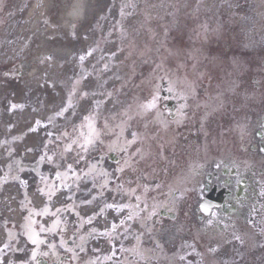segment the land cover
<instances>
[{"label":"flooded vegetation","instance_id":"af4514ba","mask_svg":"<svg viewBox=\"0 0 264 264\" xmlns=\"http://www.w3.org/2000/svg\"><path fill=\"white\" fill-rule=\"evenodd\" d=\"M7 63L0 60L1 86L12 72ZM253 73L264 76V69L218 59L212 67L189 58L173 61L164 71L170 84L166 92L158 93L153 71L143 78L130 76L133 82L115 88L118 98L111 113L106 77L101 88L95 84L100 103L90 101L82 114L72 103L69 121L57 125L40 123V108H32L28 99H0V124L6 117L21 119L5 134L0 130V264H125L124 249L133 251L130 263L137 264L134 252H150L156 243L141 244L139 234L133 240L136 230L148 218L151 225L160 219L171 225L172 213L180 220L176 227L152 228H172L203 240L219 230L220 246L210 244V252L227 259L215 264H264V254L256 253L264 248V206L249 213L251 225L243 229L248 215L229 213L247 201L252 186L264 203L263 104L243 97L239 114L219 115L233 81L240 76L246 81ZM154 96L156 106L144 111L140 105ZM93 129L99 139L87 153L75 145L65 152L73 139ZM132 133L135 142L125 145ZM31 136L36 141L29 144ZM79 155L84 159L77 163ZM68 164L80 179L65 178ZM205 203L218 206L211 205L206 216ZM227 224L234 234L242 230L243 246L226 238ZM33 239L43 242L33 244ZM101 251L108 252L107 258Z\"/></svg>","mask_w":264,"mask_h":264},{"label":"rangeland","instance_id":"374dc122","mask_svg":"<svg viewBox=\"0 0 264 264\" xmlns=\"http://www.w3.org/2000/svg\"><path fill=\"white\" fill-rule=\"evenodd\" d=\"M75 4L83 7L81 18L71 12L76 6L72 0H6L2 18L0 12V40L8 38L0 56L14 65L25 57L24 66L29 71L26 77L13 73L1 96L6 99L11 91L14 98L40 105V120L45 124L59 123L62 117L57 113L69 110L73 88L83 91L76 106L80 114L84 113L90 106L88 99L92 101L94 83L101 88L106 77L111 94L107 107L110 113L115 111V88L134 81L128 74L135 71L138 79L153 71L149 56H135L144 43L146 51L151 50L153 26L158 36L170 29L174 36H170L172 51L181 45L190 48L188 38L182 39L188 29L180 33L182 22L195 19L185 18L187 11L207 15L211 25H218L220 44L212 53L246 54L244 57L264 69V0H79ZM153 20L155 25H150ZM158 39L164 44L168 38ZM91 68L97 71L90 72ZM80 70L88 73L84 80L76 77ZM75 78L82 85L74 86ZM251 84L253 89L260 87L264 79L260 75L252 77ZM9 121L0 124L2 133L6 132L4 123L9 126Z\"/></svg>","mask_w":264,"mask_h":264},{"label":"snow or ice","instance_id":"6c2138e0","mask_svg":"<svg viewBox=\"0 0 264 264\" xmlns=\"http://www.w3.org/2000/svg\"><path fill=\"white\" fill-rule=\"evenodd\" d=\"M89 54H91V53H89ZM81 60H83V57H81ZM108 95L110 96L111 94L109 93ZM156 99H157V98L154 96L153 99H152L151 101H149L147 104L140 105V107H141L144 111H147V110L150 109V108H154V107L156 106V105H155V101H156ZM71 106H72V105L69 103L68 107H71ZM14 107H16V106H14ZM65 110H66V109H61V111H60L59 113H57V114H58V115H63V112H64ZM85 119H86V120H90L89 117H85ZM88 127H89L90 129H92V125H91V123H89ZM65 135H67V134H65ZM121 135H122V132H121ZM132 137H133L132 140H125V141H124V144H125V145H131V144H133V143L135 142V139H136V133H132ZM98 139H99V133H96V132L94 131V129H93L89 136L85 137L83 134H81V137H80V138H78V139H73V140L71 141V144H69V145H67V146L65 147V152H71V151H72V146L75 145L77 148L81 149L82 152L87 153V152L89 151L90 147L94 145L95 140H98ZM81 141H82V142H81ZM124 150L126 151V148H125ZM47 159H48V161H49L50 163L53 162L52 157H47ZM83 159H84L83 155H79V158H78V160H77V163L79 162V160H83ZM126 163H127V162H126ZM91 167L94 169V168H95V165H92ZM120 171H123V169H120ZM67 174H71V176H72L73 178H75V179H80V177L76 175V172H75V170L73 169V167H72L71 164H68V165H67V169H66V173H65V178H66ZM84 175L87 176L88 173H85ZM100 175H102V176H107L108 174L102 172V173H100ZM57 178H61V173H59V172L57 173ZM106 186H107V185H106V182H105L104 184H101V187H102V188H103V187H106ZM137 199H139V198H137ZM106 207H107V208H112V207H114V205H113V204H107ZM137 207H138V206H137ZM116 210L119 211L120 208L117 206V209H116ZM45 211H46V210H45ZM57 211H60V209H58ZM131 218H132L131 216L128 217V219H131ZM89 222H91V221H89ZM41 231H45V229H44L43 227H41ZM42 242H43V241H37V240H35V239L32 240V243H33V244H39V243H42ZM35 258H36V253L33 252V254H32V259H35Z\"/></svg>","mask_w":264,"mask_h":264},{"label":"bare ground","instance_id":"6f19581e","mask_svg":"<svg viewBox=\"0 0 264 264\" xmlns=\"http://www.w3.org/2000/svg\"><path fill=\"white\" fill-rule=\"evenodd\" d=\"M74 5H76L75 3H79V0H74ZM74 15L75 18H81V14H82V9H81V6H73L72 7V11H71Z\"/></svg>","mask_w":264,"mask_h":264}]
</instances>
